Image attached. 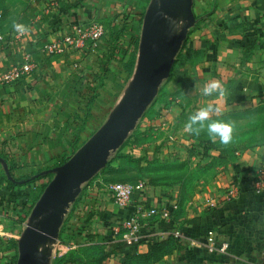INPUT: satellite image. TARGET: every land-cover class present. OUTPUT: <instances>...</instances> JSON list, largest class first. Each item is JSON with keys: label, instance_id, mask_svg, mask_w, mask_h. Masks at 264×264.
Returning a JSON list of instances; mask_svg holds the SVG:
<instances>
[{"label": "crops", "instance_id": "1", "mask_svg": "<svg viewBox=\"0 0 264 264\" xmlns=\"http://www.w3.org/2000/svg\"><path fill=\"white\" fill-rule=\"evenodd\" d=\"M152 1L0 0V74L27 61L33 66L21 81L0 88V264L13 263L18 249L12 245L31 224L33 194L48 182L17 185L13 177L59 164L90 139L93 106L134 77L139 51L134 72L127 70L133 38L141 39ZM194 13L197 23L139 126L147 140L130 145L129 155L141 170L117 159L112 166L121 171L120 178L106 174L144 187L134 193L133 205L119 207L101 185L89 183L67 210L54 242L59 250L103 245L115 253L112 264H118L126 255L147 254L154 243H162L168 252L151 264H264V193L256 191L259 175L264 178V132L253 143H246L252 135L241 136L254 123L258 133L264 113V0H194ZM13 21L30 32L15 33ZM93 22L110 26L97 46L46 52L74 24ZM212 79L228 89L225 97L200 94ZM90 97L95 100L87 116ZM207 104L220 108L213 119L235 123L233 134L239 131V136L233 137L239 142L224 146L217 141V148L208 146L201 154L199 143L207 134L190 135L184 125ZM185 162L195 171L193 190L174 169ZM165 208L177 211L173 220L162 214L149 217L151 209ZM136 213L138 241L126 237L130 231L125 228Z\"/></svg>", "mask_w": 264, "mask_h": 264}, {"label": "water", "instance_id": "2", "mask_svg": "<svg viewBox=\"0 0 264 264\" xmlns=\"http://www.w3.org/2000/svg\"><path fill=\"white\" fill-rule=\"evenodd\" d=\"M183 20L179 34L173 20ZM194 0H156L147 13L141 32L139 59L129 90L107 122L64 165L53 170L29 224L18 242L17 264H50L43 245L58 240L68 208L79 197L82 186L106 168L154 102L163 82L196 25Z\"/></svg>", "mask_w": 264, "mask_h": 264}, {"label": "trees", "instance_id": "3", "mask_svg": "<svg viewBox=\"0 0 264 264\" xmlns=\"http://www.w3.org/2000/svg\"><path fill=\"white\" fill-rule=\"evenodd\" d=\"M107 28H108L109 33H110V26H109V24L107 25ZM139 35H140V30H139ZM133 45H134L135 51L131 55V62H130V64L127 65V70H129L131 73L134 72V69H135V66H136V63H137V54H138L139 46H140V36H138L137 38H133ZM161 92H162V88L159 90L156 99L158 98V96L160 95ZM156 99L154 100L153 104L151 105L150 110L152 109L153 105L155 104ZM94 100H95V97H91L89 100H87V104H86V106H87L86 115L87 116H88V114L90 112V107L94 103ZM219 120H224V118L219 119ZM255 126H256V124L254 123L253 126H250V129H249V127H245L244 128L245 131L241 134V136L243 135L244 137H247L246 135H248V138H249V136H251L252 134L256 133L257 128ZM237 132L239 133V131H237ZM263 135H264V133L262 134V136ZM141 136L145 137V135L143 133H141V132L137 133V136L136 137H137L138 140L133 141L132 144L143 143L144 141L147 140V137L144 138L143 140H141L140 139ZM256 137L257 136H255L254 138L252 137V139L249 138L248 140H251V141H248L246 143H249V142H251V143L257 142L258 140H256ZM128 141H129V139L124 143L123 146H126L128 144ZM238 142H239V140L237 142H234V143L237 144ZM199 146L201 147V149H200V151H201L200 153L201 154L202 153L205 154V151H206V149H207L208 146H211L212 149H215V147H216L215 146V143L214 142H211L209 140V138L202 139V141L199 143ZM76 153H74L73 156ZM73 156H71L68 159H65V160L61 161L59 164H56V165H54L52 167L44 168V169H41V170H39L37 172H34L31 175H29V176L21 177V178H18V179H16V178L13 177L12 182L15 183V184H17V185H19L21 181H28L29 180L27 182V185H31L33 183H38L43 178H48V182L46 184H44L43 186H41L33 194V198H34V204L33 205H36L37 201L40 199L41 195L43 194L45 188L48 186V184L53 179V175H54L53 170H55L57 167H59L61 165H64L65 163H67ZM117 159H123L125 161V163H126L125 166L132 165V166H136L139 170H141V168L139 166V161L138 160H135L133 158V156H131L129 154H126V153H123L122 150L120 149V150L117 151V154L114 157H112L111 160H109L108 165L106 166V168H104L103 170L100 171V174L103 176V178H104V180L106 182L123 183V182H118V181H120V180H118V178H115L114 177L113 179H109V178L106 177V174L107 173L109 175H114V176L115 175L118 176L119 174H121V171L120 170L117 171L112 166L113 165V162L116 161ZM174 167H175L174 169L177 170V173L180 174L178 176H180L181 178H186L187 177L186 180L188 179L187 174H184L187 170L190 169V166H189V164L187 162L182 163V164H179V165H176ZM183 170H185V172H183ZM118 177L120 178V176H118ZM123 178L124 177H122V179ZM179 209H180V207H178V210ZM176 212L177 211H174V212L171 213V220L174 219V216H175V213ZM24 220L25 219H23V221ZM162 245H163L162 243H154L152 245V247H151L150 252L147 253V254H131V255H126L124 261L119 262L118 264H151V263L155 262L156 260H158L162 255H164V253L168 252L166 250V248H164ZM12 246L17 250L18 249V242L14 243ZM93 247H94L93 249L99 250V252H100V257L97 260V264L112 263V259L115 256V253L112 250H108L103 245H96V246H93ZM75 254H76V250H74L72 252H69V253L65 254L64 256L57 258L54 261V264H86L85 263L86 260H83L82 258H79L80 256L79 255H75ZM17 261H18V252H17L16 257L13 260L14 264H17Z\"/></svg>", "mask_w": 264, "mask_h": 264}, {"label": "built area", "instance_id": "4", "mask_svg": "<svg viewBox=\"0 0 264 264\" xmlns=\"http://www.w3.org/2000/svg\"><path fill=\"white\" fill-rule=\"evenodd\" d=\"M109 35V30L107 25L103 22H93L91 24L77 23L71 26L70 30L64 34L61 38H58L51 44L47 45L45 50L51 55L64 54L68 48H84L88 43H92L97 46L100 41ZM33 71V66L30 61L25 62L21 66H15L8 69L0 74V88L14 84L25 78L26 75ZM123 153L131 154L133 148L130 145L122 146L120 148ZM119 149V150H120ZM264 173V167H263ZM259 180L256 182L257 193H264V178L259 175ZM89 183L94 185H101L114 199L115 203L119 207H128L133 205V195L134 193L144 187V183L129 184V183H112L106 182L100 172L89 181ZM177 209V206L174 207ZM172 211L169 209L157 210L151 209L148 214L150 216H156L162 214L163 218L171 219ZM141 226L140 215L136 213L126 224L125 228L130 231L127 236H133L135 240L138 241L136 233L139 231ZM180 233H177L179 236ZM209 242L211 246H214V236L213 232L210 233ZM227 245L223 246L220 250L222 252L226 251ZM213 250V247H211Z\"/></svg>", "mask_w": 264, "mask_h": 264}, {"label": "rangeland", "instance_id": "5", "mask_svg": "<svg viewBox=\"0 0 264 264\" xmlns=\"http://www.w3.org/2000/svg\"><path fill=\"white\" fill-rule=\"evenodd\" d=\"M155 1L156 0H153L149 4V7H148L147 11H149L153 7V5L155 4ZM183 26H184V24L181 23L177 27L181 28L180 30H182V27ZM130 81L132 82V80H130ZM131 82H129V84H127L126 86H124V88L122 90H120V91L119 90H114L113 91V95H111L110 97H107L106 99H103L101 101H97L96 102L97 103L96 104L97 106H95V105L93 106V107H96L95 114L93 115L94 116L93 117L94 123H92V126L93 127L92 128H89L90 130H87L86 139L87 138H91L92 135H94L107 122V120L109 119V117L111 116V114L116 110V108L119 106V104L121 103V101L123 100V98L125 97V95L127 94L128 90H129V87L131 85ZM151 105L149 106L147 112L142 117V119H140V121L138 122V124L136 126L137 129L135 128L130 133V135L128 137L129 141H128V144L127 145H131L133 141L138 140L137 137H136L137 136V133L141 132L139 130V126H140L141 122L143 121L144 117L146 116V114H148ZM255 119H257V118L254 117L253 120H255ZM258 122H259V126H258L259 132L252 134L253 138L255 136H258L260 132L261 133L264 132V113L259 116ZM233 135H236L238 137L239 136V133L237 132V133H235ZM146 137H147V135H145V137L141 136L140 139L143 140ZM238 140H239L238 138L235 139V137H233V141L234 142H237ZM116 154H117V151L113 152L110 157H114ZM183 172H185V170H183ZM184 174H187V176H188V179L185 182L187 188L189 190H193L194 187H195V171H191V169H189ZM198 174H199V176L204 175V173L203 172H200V171H199ZM44 182H46V180ZM88 185H89V182L88 183H85L82 186V189H86V187ZM69 209H70V207H69ZM30 222L32 224L33 223V220L30 219ZM93 246H96V244H89V245H86V246L81 245L80 247H78L76 249V254L75 255H79L80 256L79 258H82L83 260H86L85 261L86 264H97V260L100 257V252H99V250L93 249L94 248ZM47 247L50 248V252H49L50 264H54V261L57 258L62 257L65 254L74 251V249L72 251H69L66 248H61L59 250V247L54 242L48 243L47 244ZM18 249H19V247H18ZM18 257H19V250H18ZM12 264H14V262ZM106 264H112V263H106Z\"/></svg>", "mask_w": 264, "mask_h": 264}, {"label": "clouds", "instance_id": "6", "mask_svg": "<svg viewBox=\"0 0 264 264\" xmlns=\"http://www.w3.org/2000/svg\"><path fill=\"white\" fill-rule=\"evenodd\" d=\"M12 29L21 36L30 32V28L27 25L17 21H13ZM199 92L204 97H225L228 94V89L220 80L212 79L204 83L200 87ZM219 111V106L213 104H207L199 108L188 117L184 125V131L194 136L206 133L211 142L215 143L218 141L221 145H230L233 141L235 123L213 119L214 114Z\"/></svg>", "mask_w": 264, "mask_h": 264}, {"label": "bare ground", "instance_id": "7", "mask_svg": "<svg viewBox=\"0 0 264 264\" xmlns=\"http://www.w3.org/2000/svg\"><path fill=\"white\" fill-rule=\"evenodd\" d=\"M184 24V21L183 20H180V19H177V20H173L172 23H171V26H172V29H173V32L175 34H179L182 30H180L181 28L177 27L179 24ZM184 27V26H183ZM182 27V29H183ZM44 251H46L47 253L50 252V248L47 247V244L43 245V248H42Z\"/></svg>", "mask_w": 264, "mask_h": 264}]
</instances>
